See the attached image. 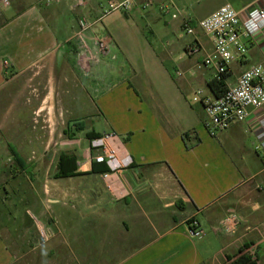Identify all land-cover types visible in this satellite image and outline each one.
Instances as JSON below:
<instances>
[{
	"label": "crops",
	"instance_id": "0c3cea01",
	"mask_svg": "<svg viewBox=\"0 0 264 264\" xmlns=\"http://www.w3.org/2000/svg\"><path fill=\"white\" fill-rule=\"evenodd\" d=\"M147 1L136 0L126 14L159 22L163 14L157 8L142 9ZM152 1L171 4L197 24L221 6L242 10L259 2ZM106 6L107 0H90L86 8H75L73 0L49 6L32 0L11 16L0 11L8 20L0 27L1 147L9 153L4 163H11L1 189L14 200L15 211H0V264H247L246 258L264 264L259 179L264 170L250 169L259 159L254 148L258 130L251 133L249 124L238 123L211 137L205 109L193 101L198 89L213 95L209 84L215 71L201 67L213 50L212 40L201 31L181 51L176 44L153 45L140 28L112 33L97 24L86 33L97 58L86 70L75 38L78 20H103ZM95 34L108 44L107 53L98 52ZM196 38L201 51L189 56L186 50ZM249 48L245 58L231 64V82L263 60L261 37ZM40 94H46L42 101ZM57 94L65 100L62 110L71 115L64 133L77 143L62 152L78 156V176L58 179L55 170L46 187L12 188L24 175L39 178L33 168H22L14 151L28 163L22 152L44 145L34 116L46 110L52 115ZM16 107L10 119L8 112ZM27 115L31 125L25 124ZM105 132L119 136L133 163L103 180L109 168L93 163L89 148L94 136ZM43 212L54 230L47 243L35 224ZM231 215L238 222L227 233L222 222ZM193 217L205 231L201 238L190 233Z\"/></svg>",
	"mask_w": 264,
	"mask_h": 264
},
{
	"label": "built area",
	"instance_id": "2783aa9c",
	"mask_svg": "<svg viewBox=\"0 0 264 264\" xmlns=\"http://www.w3.org/2000/svg\"><path fill=\"white\" fill-rule=\"evenodd\" d=\"M58 2L60 0H42L46 6ZM1 3L4 6H10L9 0H1ZM73 4L75 8H86L90 0H73ZM135 5L136 0H107V8L102 16L105 17L117 11L126 13ZM172 7L167 2L157 4L152 0L142 5L143 10L157 8L162 14H171ZM176 16L175 13L172 14L173 18ZM100 20L92 22L85 17H80L78 20L79 29L75 38L81 45L82 60L86 70H89L92 60H97L96 56L90 53L86 33L89 30H95ZM191 23V20L184 19L183 30L187 35L196 36L195 26ZM197 27L212 40L213 44L212 52L205 56L201 67L214 69L215 78H221L229 74L233 62L240 61L248 55L250 45H256L260 37L264 40V5L262 0H259L256 5L237 10L227 4L200 20ZM94 42L98 52L109 51L108 44L98 34L94 35ZM200 51V44L196 38L189 45L186 53L189 56H195ZM177 74L182 75L181 72ZM226 83L227 90L220 97L211 96L202 89H198L193 97V101L200 103L205 109L207 114L205 125L209 135L216 137L234 124L247 123L251 133L258 130L255 151L264 153V58L261 62L247 68L236 82L228 79ZM120 144L122 145V141L114 132H105L90 142V153H95L92 156V162L105 164L109 168V173L103 175V180H106L111 173L122 172L133 163L129 155L121 152ZM237 222V217L231 215L223 220L222 227L225 232L233 233ZM35 224L39 229L40 237L45 241L54 236L52 228L45 229L37 219ZM189 226L193 237L201 238L205 235V231L195 217L191 218Z\"/></svg>",
	"mask_w": 264,
	"mask_h": 264
},
{
	"label": "rangeland",
	"instance_id": "374dc122",
	"mask_svg": "<svg viewBox=\"0 0 264 264\" xmlns=\"http://www.w3.org/2000/svg\"><path fill=\"white\" fill-rule=\"evenodd\" d=\"M31 2L32 0H9L10 6H4V4H2L0 0V11L2 10L7 16H11L16 11L27 7ZM208 3L209 1L204 2L205 5ZM215 4L216 3L211 2L210 6H213ZM105 8H107V6ZM173 13L177 15L175 18L172 17ZM67 15H70V17H72L70 12ZM70 17V21L73 20ZM2 21L3 16L0 12V24L2 23ZM183 21L184 15L182 10L172 7L171 14H163L162 19L156 23L148 22L146 19H141L139 14L129 16L124 11H117L105 16V18L98 23V27H103L104 31L106 28H108L112 33L113 31H119L125 27L140 28L144 30V35L153 45H158L160 48H162L161 46L167 45L168 43L176 44L175 46L183 51L182 47L189 40L191 41L190 35H187L184 30L179 29V25L183 23ZM176 27L178 29L175 30ZM200 32L201 30L197 26H195V33L197 34ZM45 95L46 94H40V101L43 100ZM52 102H55V104L51 105L52 115L48 116L46 110L44 113H41L38 116H34L35 119H38V126L40 127L39 135L41 137V141L44 142V145H41L39 148L34 147L33 151H31V148H28V150H25L27 154H25L24 151L22 152L24 155H27V160L31 159L26 165L29 168H33L35 171H38L40 173L39 178L37 177V179H33V177L24 175L23 177H19L16 179V182L12 186V188L15 186L20 188L35 187L37 189L46 187L47 182L51 180L56 170L59 154L62 151H70L75 147V144H77L76 142H69V138L64 133V130L67 128L69 119L71 117V115L65 113V111L62 110V105L65 104V100H63V98L59 94H57V98ZM16 110L17 107L12 108L8 112L10 119H15L13 117L16 115ZM4 111L5 109L2 106L0 108V113H4ZM26 118L27 122L25 124L31 125L32 123L30 120V115H27ZM29 132L31 134H34V132L32 131V127ZM2 135L3 132L0 131V189L4 186V183L7 180L5 178L6 175L4 176V170H6V168H8L7 170H9L11 168L10 162L4 163V161L9 158V153L6 154L4 152V148L1 147V145L3 146ZM120 147L121 152L125 153L122 149L123 146L121 144ZM250 169H254V173H257L262 169L264 170L263 152H259V159L257 161V164L252 165V167L250 165ZM259 179H262L261 185L264 187V174L260 175ZM10 187L8 185L9 190H12ZM44 197L46 198L47 194H45ZM12 201L14 200H7V197H5V194L1 189L0 205L5 203V206H0V211H2L1 209H5V211L7 210V213L14 215L15 211L13 210L14 205ZM43 215L42 219L39 218V224L47 229L48 225L46 222L49 221V217L47 214L44 216ZM36 229L38 235L40 236L37 226ZM40 239L42 242L46 243L50 240L49 239L48 241H45L44 239H42V237H40Z\"/></svg>",
	"mask_w": 264,
	"mask_h": 264
},
{
	"label": "trees",
	"instance_id": "16d2710c",
	"mask_svg": "<svg viewBox=\"0 0 264 264\" xmlns=\"http://www.w3.org/2000/svg\"><path fill=\"white\" fill-rule=\"evenodd\" d=\"M8 22V20H3L0 24V27L5 25ZM192 26H197V23L192 21ZM229 79V75L222 76L221 78H215L210 84L209 88L213 95L215 97H220L223 93L227 90V83L226 81ZM101 135H96V137H100ZM14 151V149H13ZM17 159L21 162V166L25 171H31V168H29L23 160L20 157V155L14 151ZM78 161L79 158L74 153H66L61 152L59 154L57 167H56V173L55 177L60 178H70L78 176L77 170H78ZM106 169V166H105ZM250 258H246L245 261H247V264H255V261H250Z\"/></svg>",
	"mask_w": 264,
	"mask_h": 264
}]
</instances>
